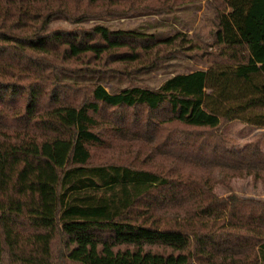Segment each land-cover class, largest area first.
Masks as SVG:
<instances>
[{
  "label": "trees",
  "instance_id": "trees-1",
  "mask_svg": "<svg viewBox=\"0 0 264 264\" xmlns=\"http://www.w3.org/2000/svg\"><path fill=\"white\" fill-rule=\"evenodd\" d=\"M204 1L209 42L99 22ZM197 54L207 68L156 89L130 81L111 93L60 76L130 78ZM233 122L264 129V0H0V264H84L68 224L109 227L89 229L100 242L114 226L161 240L141 258L264 264V199L233 187L264 182V132L238 148L223 131ZM208 134L221 146L198 138Z\"/></svg>",
  "mask_w": 264,
  "mask_h": 264
},
{
  "label": "rangeland",
  "instance_id": "rangeland-1",
  "mask_svg": "<svg viewBox=\"0 0 264 264\" xmlns=\"http://www.w3.org/2000/svg\"><path fill=\"white\" fill-rule=\"evenodd\" d=\"M111 30H123L141 32L154 35L158 40L174 37L177 34H186L194 43L200 41H210L216 30L215 12L211 8L209 2H198L192 4H184L174 11H162L153 14L140 15L122 20L104 19L99 21ZM97 22H87L82 24L90 27ZM50 27L72 26L60 18H54ZM194 59L188 58H169L163 65L151 70L142 71L133 74L130 78L120 75L107 76H69L60 74L61 79L74 82L94 83L104 86L109 92L117 93L126 89L129 82L147 86L153 89L160 85L168 78L185 74L199 69L207 68L206 59L194 55ZM224 133L233 138V144L238 148H242L250 142L256 140L264 129H258L250 125L239 122H233L223 129ZM205 138L211 143L221 146L222 141L217 134H208L199 136ZM264 151V139L262 144ZM234 191L241 197L264 199V182L258 180L254 183L252 178L237 179L233 181ZM222 192V191H221ZM224 193V192H222ZM65 225V224H63ZM66 231L71 234L72 241L78 244V250L73 254V258L84 264H173L172 259L167 257L160 258L158 255H147L140 257L141 248L147 250H155L156 247L163 245L161 240L147 239L143 237L139 230H134L127 226H114L117 235L111 242H100L96 237L89 233L90 228H95L105 233L109 229L107 226H96L88 224H68L65 225ZM178 242L171 241L174 250L178 247ZM97 244L103 245V251L98 253ZM177 244V245H176ZM137 245L138 252L130 253V246ZM169 246V245H168ZM121 251H126L121 253ZM179 257L181 253H188L189 246L179 245ZM167 259V260H166ZM165 260V261H164ZM174 264H180L177 258Z\"/></svg>",
  "mask_w": 264,
  "mask_h": 264
}]
</instances>
